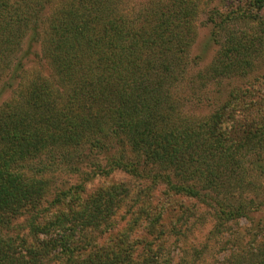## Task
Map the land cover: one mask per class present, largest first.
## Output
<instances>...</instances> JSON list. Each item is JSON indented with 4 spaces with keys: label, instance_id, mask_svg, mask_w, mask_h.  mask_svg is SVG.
<instances>
[{
    "label": "trees",
    "instance_id": "16d2710c",
    "mask_svg": "<svg viewBox=\"0 0 264 264\" xmlns=\"http://www.w3.org/2000/svg\"><path fill=\"white\" fill-rule=\"evenodd\" d=\"M238 1L258 33L230 32L196 73L204 84L264 56V0ZM121 2L0 0V264H172L169 236L210 216L219 240L264 208V85L183 112L200 0ZM33 57L47 72L26 77ZM53 165L79 180L51 189ZM260 221L227 240L239 246L227 264H264ZM203 261L193 242L173 264Z\"/></svg>",
    "mask_w": 264,
    "mask_h": 264
},
{
    "label": "rangeland",
    "instance_id": "374dc122",
    "mask_svg": "<svg viewBox=\"0 0 264 264\" xmlns=\"http://www.w3.org/2000/svg\"><path fill=\"white\" fill-rule=\"evenodd\" d=\"M146 2L147 0H122L121 5L135 12L140 6L143 4L145 5ZM245 8L248 9L247 5ZM236 9H243L238 0H200V11L195 19L194 25L195 38L188 53L191 63L187 68L185 78L181 81L177 89L179 93L178 97L182 104L181 108L183 112L187 114L196 116L209 114L219 102L229 96V92L232 89L240 86L264 85V56L257 59L254 68L250 70L245 77L229 76L222 79L207 81L206 84H204V82L199 80L196 76L198 71L204 69V67L208 66L214 60L223 42L227 41V35L230 32L242 35V37H250L259 29V20L249 19L248 16H251V14L247 16L240 11L239 14H237V12H234ZM252 12L254 16V10H252ZM238 15L243 16L240 17ZM259 15H261V13H259ZM26 46L27 42L25 41L24 48H26ZM32 50L39 52L38 46H34ZM31 61L28 71L25 74L26 77H29L33 71L43 70L47 72L46 65L42 64V59L40 62L37 57H33ZM10 95L11 93L8 92L6 97ZM79 153H82V151L73 153V156H77ZM70 155H72V153ZM66 156L68 157L67 159H65V157L64 159H58L56 161L60 163H62L61 161H66L65 164L70 163L69 159H71V157L67 155V153ZM52 167V170L46 173L49 178V183L51 184V189L57 185L68 186L79 180L78 174L76 173H64L61 170L55 171V166L53 165ZM81 168L87 169V164L82 163ZM112 178L113 180L127 181L130 187L133 188V192H136V181L126 173L116 171L113 173ZM103 180L104 178L98 176L94 182L89 183V188L97 187ZM261 181L260 191L263 192L264 175H262ZM252 193L253 191H251L250 194ZM244 195H248V192ZM236 197L239 198V195L237 194ZM252 216H254L255 220L240 219L239 223L233 226V231L231 233L226 231L219 240L216 238L207 239L208 232L213 224L212 217L210 218V216H207V220L202 219L203 221L201 220L196 222L193 226H188L185 234L181 238H175L174 235L169 236L168 240H170V243L165 250L166 254L163 260L171 262L172 264L175 263L184 255L187 245L194 242L204 251V263L227 264L229 258H231V253H236L235 251H238L239 247L235 246L232 241L227 242V240H230V237L233 238V236L242 235L244 231L248 230L247 227L249 225H253V223L256 224L260 219H262V221H260L259 236L261 237L259 239L264 240V208Z\"/></svg>",
    "mask_w": 264,
    "mask_h": 264
}]
</instances>
